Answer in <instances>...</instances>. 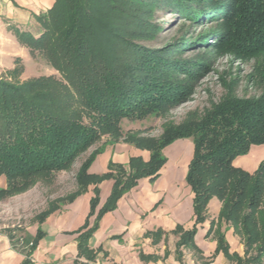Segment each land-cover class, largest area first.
<instances>
[{"label": "trees", "instance_id": "obj_1", "mask_svg": "<svg viewBox=\"0 0 264 264\" xmlns=\"http://www.w3.org/2000/svg\"><path fill=\"white\" fill-rule=\"evenodd\" d=\"M156 10H169L192 26L214 25L197 36L180 35L152 47L144 41L159 34L161 24L152 21ZM35 20L37 32L14 27L13 31L30 55L39 54L59 76L21 81L0 77V176L6 179L0 197L28 189L38 177L47 180L54 172L69 169L102 136L149 151L147 161L130 157L126 168L110 163L102 175L87 173L99 149L82 161L75 175L77 189L60 202L71 200L90 183L112 178L101 213L112 209L138 178L158 175L167 144L190 138L193 155L186 181L194 195L195 223L205 219L207 203L216 197L221 202L219 217L240 236L244 255L230 254L222 234L218 249L236 264H260L264 158L253 172L233 161L251 146L264 144V67L259 95L238 96L234 81L229 84L224 78L225 93L217 102L178 124H165L158 137L142 135L140 130L125 133L120 122L161 116L186 101L210 68L209 53L264 59V0H53ZM189 45L206 51L192 59L179 58ZM16 66L10 75L21 71ZM96 202L97 194L90 200L91 208ZM55 207L43 211L38 223ZM194 230L185 231L180 242L187 243ZM89 234L86 230L78 237V258H93L86 244ZM40 236L37 229L21 251V264H30Z\"/></svg>", "mask_w": 264, "mask_h": 264}, {"label": "crops", "instance_id": "obj_2", "mask_svg": "<svg viewBox=\"0 0 264 264\" xmlns=\"http://www.w3.org/2000/svg\"><path fill=\"white\" fill-rule=\"evenodd\" d=\"M52 3L53 0H0L1 71L13 69L17 61L31 60L28 48L19 41L13 27L37 32L35 16ZM96 149L99 152L87 168L91 175L108 172L110 163L126 168L130 157L147 161L150 156L145 149L123 139L111 142L107 136L92 145L86 155ZM162 154L165 161L158 175L154 179L138 178L110 210L100 213L111 193L112 178L90 183L71 200L58 203L34 228L32 238L37 229L41 236L30 254V264H236L217 247L218 235L222 234L230 254L244 255L240 236L227 222L218 219L221 202L216 197L208 201L205 219L195 223L194 195L186 181L193 155L192 140L175 139L162 149ZM263 158L264 144L253 145L233 164L253 172ZM76 189L75 181L67 196ZM95 194L97 202L91 208L90 200ZM193 227L191 239L180 242L182 234ZM86 230H90L86 244L93 257L89 260L77 256L78 237ZM23 260L22 252L12 249L6 236H0V264H21ZM260 264H264V257Z\"/></svg>", "mask_w": 264, "mask_h": 264}, {"label": "rangeland", "instance_id": "obj_3", "mask_svg": "<svg viewBox=\"0 0 264 264\" xmlns=\"http://www.w3.org/2000/svg\"><path fill=\"white\" fill-rule=\"evenodd\" d=\"M152 21L161 24L158 36L144 41L152 47L161 46L165 41L180 35L186 38L197 36L214 25L206 22L202 25L192 26L187 20L169 12V10H156ZM192 47L195 46H186L183 52L179 53V58L192 59L206 51L204 48ZM30 56L29 62H19V65L16 66L21 68L19 73L10 75L9 70H0V77L21 81L40 75L59 76L58 72L48 65L39 54ZM206 58L210 68L195 83L194 92L186 101L169 107L161 116L149 115L141 120L124 118L120 122L122 131L126 133L140 130L142 135L158 137L165 124H178L190 115L201 114L212 102H217L225 93L222 85L224 78L229 84H231V80L234 81V89L238 96L260 94L262 89L261 73L264 71H261V68L264 67V59L260 57L258 59H241L224 53H209ZM88 149L75 158L69 169L54 172L47 180L38 177L28 189L0 197V236L8 238L12 249L21 252L32 238L34 228L39 222V215L52 205L57 206L71 191L75 184L76 170L81 165V160L88 156L86 155ZM5 187L6 179L4 176H0V188ZM218 219L222 220L219 214Z\"/></svg>", "mask_w": 264, "mask_h": 264}]
</instances>
